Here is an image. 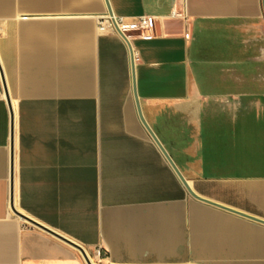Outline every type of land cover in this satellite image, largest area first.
<instances>
[{"label":"crops","instance_id":"crops-1","mask_svg":"<svg viewBox=\"0 0 264 264\" xmlns=\"http://www.w3.org/2000/svg\"><path fill=\"white\" fill-rule=\"evenodd\" d=\"M108 3L0 0V264H264V0Z\"/></svg>","mask_w":264,"mask_h":264},{"label":"built area","instance_id":"built-area-1","mask_svg":"<svg viewBox=\"0 0 264 264\" xmlns=\"http://www.w3.org/2000/svg\"><path fill=\"white\" fill-rule=\"evenodd\" d=\"M173 14L177 15V12L173 11ZM156 21L157 19L150 15H142L134 21H127L124 18H117L107 13L100 16L97 23L100 32H109L122 36L131 48V43L135 39H151L155 37L157 32ZM102 257V250L97 248L94 258L100 260ZM88 258L92 264H95L93 258L89 255Z\"/></svg>","mask_w":264,"mask_h":264},{"label":"water","instance_id":"water-1","mask_svg":"<svg viewBox=\"0 0 264 264\" xmlns=\"http://www.w3.org/2000/svg\"><path fill=\"white\" fill-rule=\"evenodd\" d=\"M106 2H107V6H108V10H109V14H110V15H113L112 10H111V8H110V5H109V3H108V0H106ZM131 53H132V59H133L132 62H133V74H134V94H135L136 106H137L138 110H140V102H139L138 95H137V91H136L135 70H134V66H135V65H134V53H133V50H132V49H131ZM4 89H5V92H6V95H7V87H6L5 84H4ZM7 97H8V96H7ZM8 101H9V98H8ZM139 116H140V118L142 119V122L144 123L145 127L147 128V130L150 132V134H151L152 137L154 138V140L159 144V146H160L161 149L163 150L164 154L166 155V157L168 158V160L170 161V163H171V164L174 166V168L176 169V171H177V173H178L180 179L182 180V182H183L184 185L186 186V188H187V190L189 191V193H190L193 197H195V198H197V199H200V200H203V201H206V202H210V203H211V201H208V200H206V199L200 197L199 195H197V194L193 191V189L190 187V185L188 184V182L184 179V177L181 175V173L177 170V168H176L175 165L173 164V162H172L170 156L166 153V151L163 149V147H162L161 144L159 143L157 137H156V136L154 135V133L149 129V127H148L147 123L145 122L144 117L142 116V114H141L140 111H139ZM13 119H14V118H13V115H12V143H13V140H14V127H13V126H14V120H13ZM12 152H13V144H12ZM13 198H14V197H13V172H12V174H11V202H12V205H13V200H14ZM13 210H14V212H15L17 215H19L22 219H25L26 221L32 223L33 225H35V226H37V227H39V228H41V229H43V230H45V231H47V232L53 234V235H55L56 237H58V238H60V239H62V240H64V241H66V242H68L69 244H71V245H73L74 247H76L78 250L81 251V253H82V255L84 256V258H85V260L87 261V263H88V264H92V263L90 262L89 258H88V255H87L86 251L83 249V247H81L80 245H78V244H76V243H73L72 241H70L69 239L63 237L62 235H60V234H58V233H56V232H54V231H52V230H50V229H48V228L42 226L41 224L37 223L36 221L30 219V218L27 217L26 215H24V214H22L21 212L17 211V210L15 209L14 205H13Z\"/></svg>","mask_w":264,"mask_h":264}]
</instances>
